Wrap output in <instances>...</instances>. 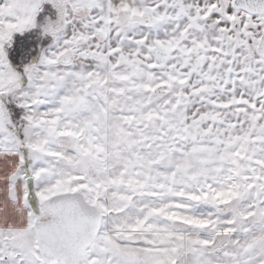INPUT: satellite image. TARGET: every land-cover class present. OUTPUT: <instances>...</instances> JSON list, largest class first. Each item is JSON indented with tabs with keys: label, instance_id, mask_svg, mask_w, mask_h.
<instances>
[{
	"label": "snow or ice",
	"instance_id": "obj_1",
	"mask_svg": "<svg viewBox=\"0 0 264 264\" xmlns=\"http://www.w3.org/2000/svg\"><path fill=\"white\" fill-rule=\"evenodd\" d=\"M0 264H264V0H0Z\"/></svg>",
	"mask_w": 264,
	"mask_h": 264
}]
</instances>
